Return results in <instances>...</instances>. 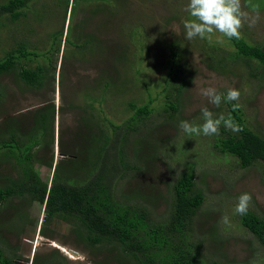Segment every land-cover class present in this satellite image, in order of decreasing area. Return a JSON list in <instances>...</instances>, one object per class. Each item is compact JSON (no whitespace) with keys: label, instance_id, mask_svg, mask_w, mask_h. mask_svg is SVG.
Here are the masks:
<instances>
[{"label":"rangeland","instance_id":"rangeland-1","mask_svg":"<svg viewBox=\"0 0 264 264\" xmlns=\"http://www.w3.org/2000/svg\"><path fill=\"white\" fill-rule=\"evenodd\" d=\"M188 3L189 0H36L26 8L23 22L16 23H23L17 29L2 18L6 25L0 26V60L10 49H23V54H33L31 59L37 63L26 61L22 65L41 66L48 75L41 76L45 85L35 88L38 82L32 87L15 72L1 71L0 95L4 103L0 105V121L29 116L30 120H26L30 122L33 112L54 106L55 142L51 150L39 156L48 161L54 153L55 166L62 157L60 136L61 148L68 156L71 154L65 159L69 158L71 169L77 171L83 155L78 159L74 151H67L70 147L65 149L66 145L89 154L90 146L88 149L81 141L91 145V138L98 133L114 134L112 125L120 126L132 115L128 103H146V86L157 95L171 51L162 44L178 42L191 70L181 110L170 120L160 104L164 99L155 97L159 101L154 107L161 115L153 116L147 127L142 126L141 133L130 139V155L138 169L120 181L117 198L122 195L125 200L148 208L157 222L166 220L176 179L186 170V164H195L196 185L205 202L194 220V230L207 243L205 253L223 264H264V247L242 226V215L235 212L239 196L249 193L252 200L248 211L264 217L261 170L258 166L241 168L235 158L213 150L220 131L214 136L189 137L179 129L180 121L202 124L201 109L205 107L214 116H226V93L234 88L240 92L237 102L245 110L249 124L264 134V82L252 75L245 61L223 73L209 68L214 64L210 53L219 57L225 54L219 48L232 52L234 47L228 37L215 31L204 39L187 40L183 21L191 18L185 11ZM241 3L250 17L259 16L254 27H249V21L245 20L241 35L264 47V0H241ZM56 34L60 37L55 38ZM194 80L199 88L214 87L223 94L221 105L216 107L200 95ZM105 81L112 84L105 88L102 84ZM94 99L97 101L93 102ZM135 140L141 143L135 144ZM65 166L66 162L61 166L62 173ZM36 167L44 181L51 180L55 167L49 169L43 164ZM16 204L13 209L0 210V219H6L0 223V249L8 251L15 264H33L34 257L44 261L51 257L63 264H123L114 252L102 255L96 249L86 250L83 244H78L69 224H52L42 233L45 208L25 204L27 221L25 212L20 219L21 211H16ZM225 215L228 223H221ZM64 248L79 253L80 257L63 252Z\"/></svg>","mask_w":264,"mask_h":264},{"label":"trees","instance_id":"trees-1","mask_svg":"<svg viewBox=\"0 0 264 264\" xmlns=\"http://www.w3.org/2000/svg\"><path fill=\"white\" fill-rule=\"evenodd\" d=\"M34 1L36 0H0V26L6 25L1 22L2 18H6L17 29L23 23H16L26 17L25 10ZM59 37L60 34L55 35V38ZM229 41L234 51L219 48L225 52L219 57L210 53L214 64H210L209 68L223 73L231 66H239L245 61L252 75L264 82V47L250 42L244 35L239 39L229 38ZM163 45L169 46L171 51L170 59L163 69V85L158 88L160 92L156 95L146 86V103L126 104L132 115L120 126L112 125L114 134L110 135L108 131L98 133L91 138V145L86 140L81 141L88 149L90 146L89 154L79 153L76 148L67 144L65 149L70 147L67 151H74L73 155H77L78 159L83 155L77 164V171L71 169V160L65 159L71 154L68 156L61 148L60 136L59 152L62 157L55 166L54 153L48 161L39 156L40 153L51 150L55 142L57 110L54 106L33 112L30 122H27L30 120L29 116L24 117L27 120L12 116L0 121V210L13 209L17 202L16 211H21L22 219L24 212L27 214L24 211L25 204H38L45 208L40 226L42 233L43 229L50 228L52 224H69L78 244H83L86 250L96 249L102 255L104 252H114L118 261L123 264H223L205 253L207 243L202 237L198 238L194 230V220L205 202L203 192L196 185L195 164L184 165L186 170L176 179L166 220L157 222L148 208L125 200L122 195L117 198L120 181L130 171L138 169L130 155V139L141 133V127H147L146 123L153 116L161 115L155 110L154 103L159 101L155 97L164 99L160 102L163 113L170 120L175 119L182 107V96L190 83L191 70L179 43ZM17 49L5 52L0 60V74L3 73L1 71L4 74L15 72L23 83L32 86L38 82L35 88H42L45 84H42L41 76H47L48 73L41 66L33 68L22 65L26 61H37L31 59L33 54L24 55L23 49ZM110 83L112 84L111 81ZM110 83L102 82L105 88ZM1 98L0 95V105L4 103ZM95 101L97 99L93 102ZM226 104L228 113L225 117L230 115L243 130L234 133L222 125L221 135L216 136L213 150L235 158L241 168L258 166L264 177V134L249 124L245 110L237 101L228 102L226 99ZM235 104L240 107L234 111ZM90 115L93 116L91 113ZM87 116L88 114L85 121ZM94 118L101 119L96 116ZM92 142L95 147L93 150ZM140 143V140H135V144ZM64 162L66 170L62 173L61 166ZM42 164L49 169L55 167L51 182L42 179L40 170L36 167ZM4 220L6 219H0V223ZM241 224L264 247V217L247 211L241 216ZM14 259L8 251L0 249V264H15ZM33 264L63 263L51 257L45 261L34 257Z\"/></svg>","mask_w":264,"mask_h":264},{"label":"clouds","instance_id":"clouds-1","mask_svg":"<svg viewBox=\"0 0 264 264\" xmlns=\"http://www.w3.org/2000/svg\"><path fill=\"white\" fill-rule=\"evenodd\" d=\"M185 11L191 17L183 21V26L186 30V39L189 41L196 37L204 39L214 31L228 38L239 39L241 35L240 29L243 27L245 20L249 21V27H254L259 20L258 15L250 17L246 11L242 10L241 0H189ZM195 88H198L200 95L206 97L209 103L216 107L221 105L224 95L218 93L216 88H199L198 85ZM239 97L240 92L238 90L234 88L228 89L226 93L228 102L238 101ZM239 107V104H235L233 105V110L235 111ZM201 112L203 123L200 125L190 123L186 120L180 121L179 129L182 133L189 137L193 135L199 136L201 134L214 136L219 134L221 125L234 133L243 130L239 124L233 121L230 115L227 118L223 114L214 116L213 112L207 107L202 108ZM178 175L179 173L177 172ZM251 200V194H241L238 198L235 212L239 215L246 214ZM228 219L226 215L222 216L221 223H228Z\"/></svg>","mask_w":264,"mask_h":264},{"label":"water","instance_id":"water-1","mask_svg":"<svg viewBox=\"0 0 264 264\" xmlns=\"http://www.w3.org/2000/svg\"><path fill=\"white\" fill-rule=\"evenodd\" d=\"M63 252L69 253V254L77 257V258L80 257L79 253H77V252H75V251H73L71 249H68V248H64V251Z\"/></svg>","mask_w":264,"mask_h":264}]
</instances>
